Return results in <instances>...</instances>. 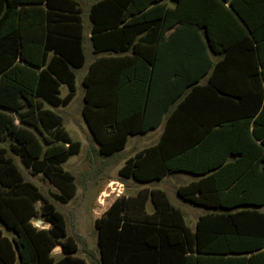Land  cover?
<instances>
[{
	"label": "trees",
	"instance_id": "16d2710c",
	"mask_svg": "<svg viewBox=\"0 0 264 264\" xmlns=\"http://www.w3.org/2000/svg\"><path fill=\"white\" fill-rule=\"evenodd\" d=\"M130 1L95 0L90 4L93 55L122 53L135 41L156 40L160 20L121 25ZM222 1L249 33L260 68L248 77L251 92L226 94L240 99L232 104L233 110L254 114L251 135L264 147V0ZM81 13L75 0H0V264H264V211L241 206L258 205L259 200L246 197V191L235 200L221 194L227 193L234 178L224 165L203 167L213 171L177 189L181 197L209 208L197 217L194 230L162 189L141 188L134 195L117 196L95 218L96 251L86 249V257L78 254V237L68 233L64 213L25 178L14 157L30 175L41 174L56 188L52 196L57 201L67 203L75 196L74 175L62 164L80 151L81 143L71 138L62 116L44 105L65 106L74 96L75 69L85 63ZM218 75L212 68L205 75L211 93L225 91ZM86 78L82 81L83 115L92 127L90 113L109 108V104L89 100L91 84L87 85ZM61 84L67 87L63 97ZM183 95L168 109L160 140L127 159L120 174L145 181L189 170L180 153L190 135L173 132L165 140L169 123L184 118L179 103ZM212 97L206 94L205 100ZM113 107L115 111L138 110L143 102H115ZM116 120L115 112L111 119L98 121L96 129L107 139H119L120 149L123 139L112 138ZM113 150L98 152L104 155ZM245 152L235 154L243 158ZM236 169L238 174L240 167ZM190 170L200 169L191 166ZM148 199L153 205L151 213L143 211ZM235 202L241 207L230 210ZM260 202L264 204V197ZM36 219L42 220L41 226L35 225ZM57 245L60 255L55 257L52 249Z\"/></svg>",
	"mask_w": 264,
	"mask_h": 264
},
{
	"label": "crops",
	"instance_id": "0c3cea01",
	"mask_svg": "<svg viewBox=\"0 0 264 264\" xmlns=\"http://www.w3.org/2000/svg\"><path fill=\"white\" fill-rule=\"evenodd\" d=\"M75 1L82 9L84 54L88 51V55H85L84 65L75 69V84L79 80L82 85V100L84 102L82 81L84 75H87L85 81L87 85L91 84V93L90 91L88 93L89 100L99 101L103 104L108 103V107L113 113L116 112V136L112 138L123 139V146L118 149L119 151L126 148L128 142L129 149H132L127 158H124L121 166L127 159L134 158L137 153L160 140L165 130V117L168 109L179 95L184 93L183 98L179 101L182 106L180 114L184 118L173 119L169 123L165 140L166 136L168 140V136L173 132L190 135V140L186 141L180 157L189 166V170L191 166L200 170H176L167 172L161 178L145 181H138L130 177L133 182L145 183V186L141 188L150 190L158 187L146 183L160 181L168 173L187 172L193 174V179L175 188L178 194V187L197 181L213 171L212 168L206 170L203 167L224 165L225 169L228 168L230 171V176H234V178L227 193L221 192V194L223 196L228 194V197L235 200L242 194L244 195L243 192L246 191L248 193H245V196L259 200L255 203L258 205L241 206L264 211V204L260 202L264 197V147L251 135L254 114L245 110H233L232 104L240 99L226 94L235 90L245 94L248 91L251 92L248 77L252 73H259L260 68L255 60L251 37L229 5L222 0H131L122 13L121 25L128 26L160 20L161 24L156 40L152 43L135 41L130 50L122 53L102 52L93 55L89 38L91 33L88 8L95 0H91L86 8H83L81 0ZM83 15L86 16L87 22ZM34 31L38 32V30ZM85 42L88 43L86 51ZM211 68L214 72L219 73V81L225 91L210 92L211 88L207 85L205 75ZM78 70H80V74L77 76ZM62 85L64 84H61L60 87ZM75 94L76 91L74 96ZM206 94H212L215 97H212L210 101L207 98L205 100ZM263 97L264 83L261 99ZM128 101H141L143 108L115 111L113 107L115 102ZM246 104L249 105L248 101L245 102L247 107ZM44 107L56 111L53 106L48 104H45ZM85 126H87L86 122ZM87 130H85L86 134L92 139L90 131ZM150 135H153V138L145 140ZM237 135H240L239 140L236 138ZM92 141L94 142L93 139ZM80 143L82 147L83 144L81 141ZM94 144L96 145V143ZM96 148L99 149L97 145ZM240 150L246 151L243 158L240 157L242 154H235ZM237 166L240 167L238 174H236ZM141 188H138L136 192ZM234 188L236 190L233 191ZM121 192L120 189L117 195L119 196ZM122 194L127 196L135 193H121L120 195ZM194 194L199 195V192L196 191ZM236 203L230 210L241 207ZM208 210L209 208H207ZM143 211L146 213L153 211V205L149 199L146 201ZM37 220L34 221L35 225ZM47 226L44 225V227ZM3 231L9 235L4 229ZM57 246L59 247L58 252H60V245Z\"/></svg>",
	"mask_w": 264,
	"mask_h": 264
},
{
	"label": "rangeland",
	"instance_id": "374dc122",
	"mask_svg": "<svg viewBox=\"0 0 264 264\" xmlns=\"http://www.w3.org/2000/svg\"><path fill=\"white\" fill-rule=\"evenodd\" d=\"M90 1L91 0H81L83 8H86ZM83 18L85 22H87L86 16L83 15ZM84 47L86 51L88 47L87 42H85ZM85 55H88V51L85 52ZM79 74L80 70L77 71V76ZM76 82V94L74 99H71V103L59 108L54 107L62 116L63 126L70 133L72 138L81 141L83 144L77 154L69 157L62 164L64 169L74 175L77 191L75 197L68 203L57 201L52 196V193L57 191L52 184L43 178L41 174L35 176L30 175L27 170L22 167L19 159L17 157H14V159L22 168L25 178L35 183L43 196L52 201L56 208L64 213L67 221L68 233L78 237V254L86 257V249L96 251L94 218L108 206L112 199L118 196L117 193L120 189L122 191L121 193L134 194L138 188L144 187L145 183L137 184L133 182L130 177H125L120 174L119 168L124 158L126 159L132 152V149H129L130 144L128 142L127 147L119 151L118 147L121 145L119 139H107L96 129L98 121L106 120L107 118L111 119L114 115L113 111L106 108V106L100 111L94 109V111L90 113L92 127H89L86 116L83 115V88L79 80ZM66 92V85H62L60 87V95L63 96ZM84 121L87 126H85ZM83 128L85 130L88 129V132L90 131L94 142ZM152 138L153 135H150L147 136L145 140H151ZM94 143H96L98 148L102 151L106 149L111 151L114 148L116 150H113L115 152L110 154L103 155L98 152ZM102 147L105 149H102ZM193 178L194 175L187 172H173L168 173L160 181L146 183L147 185H154L155 187L161 188L166 192L169 201L183 213L186 225L191 230H194L197 216L207 211V208L181 198L176 193L175 188ZM121 193H119V195ZM58 249V246L52 249V253L57 257L60 253Z\"/></svg>",
	"mask_w": 264,
	"mask_h": 264
},
{
	"label": "water",
	"instance_id": "95a60500",
	"mask_svg": "<svg viewBox=\"0 0 264 264\" xmlns=\"http://www.w3.org/2000/svg\"><path fill=\"white\" fill-rule=\"evenodd\" d=\"M41 223H42V221L38 219L37 222H36V226L41 225Z\"/></svg>",
	"mask_w": 264,
	"mask_h": 264
}]
</instances>
